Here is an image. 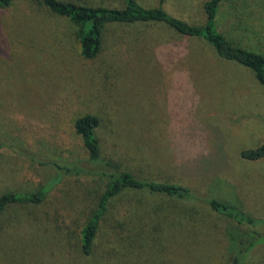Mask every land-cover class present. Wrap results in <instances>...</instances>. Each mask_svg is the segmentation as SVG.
<instances>
[{"label":"rangeland","instance_id":"obj_1","mask_svg":"<svg viewBox=\"0 0 264 264\" xmlns=\"http://www.w3.org/2000/svg\"><path fill=\"white\" fill-rule=\"evenodd\" d=\"M160 1L138 0L146 8ZM206 1L165 0L164 8L202 26ZM219 28L232 44L264 55V0H227ZM87 113L101 120L97 136L106 160L264 218V159L241 157L264 142V85L250 69L222 60L202 38L157 23L111 28L98 58L87 60L68 19L32 0L0 6V195L49 184L56 171L48 161L97 169L74 127ZM101 190L95 176L64 177L41 208L54 217L52 233L8 232L0 239V264H44L69 239L53 233L55 217L74 226ZM117 201V211L131 210L134 220L106 229L110 243L102 254H120L108 264H231L254 239L207 205L140 191ZM36 211L17 208L8 218ZM259 232L264 236V227ZM246 264H264V243Z\"/></svg>","mask_w":264,"mask_h":264},{"label":"trees","instance_id":"obj_2","mask_svg":"<svg viewBox=\"0 0 264 264\" xmlns=\"http://www.w3.org/2000/svg\"><path fill=\"white\" fill-rule=\"evenodd\" d=\"M14 1L0 0V6L9 7ZM32 1L43 6L49 13L64 17L73 24L81 54L87 60L98 58L111 28L121 26L129 29L140 24L157 23L165 25L180 36L204 39L222 60L250 69L256 80L264 85V55L232 44L220 31L219 17L227 0L205 2L206 21L202 26L193 25L172 16L164 8L165 0H161L160 4L153 8L144 7L138 0H122V7L95 6L83 0ZM100 126V118L89 113L78 118L74 125L76 133L83 139L89 155V163L97 169L91 170L72 162L48 161L45 165L56 171L55 178L49 184L33 192H10L0 195V239L8 232L13 234L18 230L25 232V236L30 234L34 236L35 233L40 235L41 232L51 234L53 229L49 222H53L54 217L50 218L51 212L41 208L48 203L54 187L59 185L64 177L91 175L98 178L102 186L95 204L86 214L79 213L72 227L60 225L58 217H55L53 233L60 234L62 239L66 237L69 239L67 245L57 244V248H53L46 255L44 264H108L118 257L120 254H102V249L104 243H110L109 234L106 232L108 227L114 231L121 230L120 224L125 226L129 221L134 220L131 210L119 212L114 205L123 194L129 191L146 192L154 197L207 205L215 213L232 220L253 234L254 239L248 238L246 246L236 252L231 264H246L250 253L256 246L264 243V236H261L259 232L264 227V218H254L235 205L193 191L188 187L138 176L132 171L123 169L118 162L103 158L97 136ZM2 147L4 146L0 143V149ZM241 157L248 161L264 159V142L257 148L242 151ZM17 208L21 209V212L28 209L35 212L37 209V215L27 213L26 217L21 219L8 218V214L15 212ZM56 215L63 216L60 212ZM120 233L121 231L117 232V234Z\"/></svg>","mask_w":264,"mask_h":264}]
</instances>
